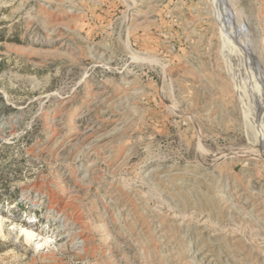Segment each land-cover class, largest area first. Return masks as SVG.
I'll list each match as a JSON object with an SVG mask.
<instances>
[{"label":"rangeland","instance_id":"obj_1","mask_svg":"<svg viewBox=\"0 0 264 264\" xmlns=\"http://www.w3.org/2000/svg\"><path fill=\"white\" fill-rule=\"evenodd\" d=\"M0 220V264H264V0H0Z\"/></svg>","mask_w":264,"mask_h":264},{"label":"bare ground","instance_id":"obj_2","mask_svg":"<svg viewBox=\"0 0 264 264\" xmlns=\"http://www.w3.org/2000/svg\"><path fill=\"white\" fill-rule=\"evenodd\" d=\"M70 203H69L68 199L64 196V194L60 195L56 192H52L50 194V209L59 210L60 213L61 212L62 213L70 212V214L68 216L66 215L67 222L65 224H63L64 229L67 232L66 234L69 235V237L72 238L73 241H75V239L80 238L85 242L89 238V231L87 230L86 222H85L86 220H84L83 214L78 209L71 206L73 203L72 204H70ZM87 226H88V224H87ZM2 227H3V225H2V222L0 220V231H2ZM22 233L24 235L25 241H27V242H31L34 239V236L38 235L29 227H23ZM44 242H45V240H44ZM80 242H81V240H80ZM73 244H74V242H73ZM78 245L82 246L79 243H78ZM74 247H76V245H74Z\"/></svg>","mask_w":264,"mask_h":264}]
</instances>
